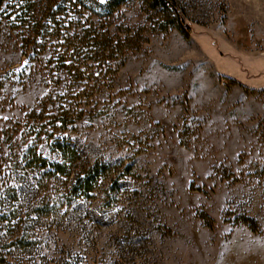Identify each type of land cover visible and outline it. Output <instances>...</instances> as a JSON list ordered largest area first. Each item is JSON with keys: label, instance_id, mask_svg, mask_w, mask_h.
<instances>
[{"label": "rangeland", "instance_id": "1", "mask_svg": "<svg viewBox=\"0 0 264 264\" xmlns=\"http://www.w3.org/2000/svg\"><path fill=\"white\" fill-rule=\"evenodd\" d=\"M8 1L0 206L29 215L0 222V264H264V0H122L104 23L132 44L111 69L84 72L109 86L78 95L59 60L72 29L49 27L45 0L32 13L40 29L5 21ZM86 1L59 19L101 22ZM56 142L78 148L87 193L21 161L32 144L52 158ZM49 197L58 214L36 218Z\"/></svg>", "mask_w": 264, "mask_h": 264}, {"label": "trees", "instance_id": "2", "mask_svg": "<svg viewBox=\"0 0 264 264\" xmlns=\"http://www.w3.org/2000/svg\"><path fill=\"white\" fill-rule=\"evenodd\" d=\"M91 1H96V4L94 5L96 8L93 9L95 11H93V13L103 17L101 22H94L91 19H86L83 23H81L79 19H71L70 21L59 19L60 15L67 16L70 15V13L73 15L77 13L79 17L81 13L83 15L84 11L81 9L86 8V0H45V9L47 10L46 12L50 18L47 22L54 25H49V27H52V30H58L59 28L56 24H61V22L65 23L66 21L65 25L67 26L64 27L67 30L72 29L73 31L72 34L68 33V37H63L64 42L58 45L60 46L59 50L63 48L62 53L64 55H61L59 58L62 66L65 67L68 72L71 71V69H74L73 74L66 72L69 75V77H67L69 83L67 84V82H63L64 85L62 87L68 89V91H77L75 95H78L79 93L97 92L100 91V87H105L106 85L109 86L107 83V79L109 78H94L93 74L86 75L84 72L91 70L92 67H95V69L102 68L103 70L111 69L113 67V64L110 63L113 61L112 59L115 60L119 56L123 57L121 53L118 54L120 51V46L124 47L126 45H130L133 41V36L128 37L126 35L125 37L121 38L116 34H111L107 28L108 24L104 23V21L106 22L107 19L112 16L113 12L117 10V8L122 3V0H104L100 3L97 2L99 0ZM156 1L161 5L169 4V1L167 0ZM3 4L4 0H0V7ZM5 7H7V9L4 11L6 14L3 17L5 21H20L21 23L27 22L29 20L32 24L28 23V25L31 24V26L34 27V30L40 29L42 27L39 24V21H37L34 17L35 15L32 14L34 13V9L37 7L35 0H9ZM176 19L179 21L181 27H187L183 24L180 15L177 14ZM77 29L79 30L76 31ZM34 40L35 39L26 40L24 45H33L34 47L36 46ZM78 56L81 58L88 57V59L98 63L95 66L79 64L78 59H76ZM42 67L52 71L48 65H44ZM54 78L58 79V76L51 75L49 80L52 82H57ZM110 83H112V81H110ZM32 145L23 149L21 161L25 162V165L28 166L33 164L34 166L32 167L37 169L36 172L38 171V173L41 174V177L45 176L44 174L46 173L54 176L55 179L60 180L61 178H65V183L68 184L67 187H69L68 191L70 194L77 190L87 193L92 189L93 182L90 181V178L87 177V173L84 170H80L78 173H76V176L73 174L72 169L75 167V165H73V161L75 160V155L78 152V148H75V146H71L64 142H56V154L50 158L45 156L43 151L38 148V144L34 146ZM17 150L18 148H15L12 149L11 152L10 149L9 156L18 157L17 153H19V151ZM25 165L22 167L25 168ZM70 177V181L67 180ZM49 198L46 199L44 203L42 200V202L36 206L34 210L36 213L34 214L36 218L42 216H56L58 214V200L55 198L52 199L51 197ZM12 199H15V197L11 198L10 200ZM1 201L2 199L0 198V202ZM20 215L28 216L29 214L27 212H21V214L15 215V210L0 206V222L7 221V223H10L13 221L17 224L18 222L25 221V219L20 217ZM16 217L20 218L16 219ZM23 236L24 235L21 234V237Z\"/></svg>", "mask_w": 264, "mask_h": 264}]
</instances>
